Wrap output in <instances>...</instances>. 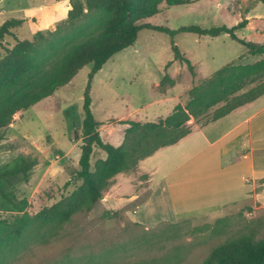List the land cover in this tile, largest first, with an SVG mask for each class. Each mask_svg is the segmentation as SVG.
I'll return each mask as SVG.
<instances>
[{"label":"rangeland","instance_id":"obj_1","mask_svg":"<svg viewBox=\"0 0 264 264\" xmlns=\"http://www.w3.org/2000/svg\"><path fill=\"white\" fill-rule=\"evenodd\" d=\"M53 1L0 0V25L8 18H25L33 7L34 14H29L33 20L14 30V35L23 40L30 39L35 30L53 32L66 20L67 16H62L66 10H57L58 22L51 29H37L39 25H35L42 21L35 15L39 6H50ZM247 16L252 18L249 28L237 31V36L244 39L251 35L252 42L262 43L264 19H258L264 17V7L255 0L162 5L158 14L141 22L171 30L189 25L231 27ZM255 26L261 29V36L256 37ZM172 40L193 64L194 76L178 62L165 70V65L173 61L171 37L145 29L139 31L133 45L114 54L95 74L89 89L90 110L100 123L97 129L104 142L114 146L123 142L127 125L119 121L146 123L164 119L177 104L187 102L192 86L235 62L244 52L226 34L211 38L177 33ZM5 42L12 45L13 38L7 37ZM254 60L249 56L242 62ZM90 71L91 65L84 66L68 84L15 117L0 132L4 137L0 141V173L22 159H36L27 182L21 177L4 182L8 193L27 199L25 211L30 215L68 195L80 183L72 177L78 169L83 144L82 105ZM165 72L174 84L162 90L154 84L159 85ZM259 101L264 103V94ZM221 105L186 126L208 122ZM104 157L103 152L93 148L91 164ZM146 179L137 173V168L116 176L90 211L34 231L17 249L0 258V264H201L221 244L241 236L264 238V211L255 213L251 207L206 209L179 217H168L164 209H155L141 219V206L147 198ZM133 196L135 199L130 201ZM22 213L0 199V219L12 220Z\"/></svg>","mask_w":264,"mask_h":264},{"label":"trees","instance_id":"obj_2","mask_svg":"<svg viewBox=\"0 0 264 264\" xmlns=\"http://www.w3.org/2000/svg\"><path fill=\"white\" fill-rule=\"evenodd\" d=\"M59 1V0H57ZM200 0H69L66 20L53 32L38 31L30 39L20 40L14 30L25 20L8 18L0 25V132L31 106L53 95L68 84L86 65H91L83 96L82 135L78 169L72 179L80 183L66 196L34 215L25 211L26 198L17 199L4 188L9 178L21 177L28 181L36 159L20 160L11 169L0 173V199L23 213L12 220L0 219V258L18 246L39 229L71 219L76 213L88 212L111 186L113 179L123 173L135 171L139 162L157 150L176 144L189 132L186 124L222 104L209 121H215L232 110L250 103L264 94V44L239 38L237 31L244 29L247 19L227 27L220 25L202 28L197 25L171 30L141 21L167 7L188 5ZM264 7V0H255ZM162 32L171 37L173 61L185 66L195 75L193 64L177 48L173 37L177 33H190L211 38L226 34L240 44L244 52L235 62L215 71L188 91V100L177 104L172 112L157 122L119 121L126 124L123 142L114 146L104 142L90 110V83L95 74L116 53L133 45L141 30ZM12 37L13 44L5 42ZM253 62H242L245 57ZM165 72L159 82L160 89L173 86ZM89 137V143L85 139ZM4 139L0 134V141ZM93 148L104 153V158L91 164ZM201 264H264V238L255 240L241 236L215 247Z\"/></svg>","mask_w":264,"mask_h":264},{"label":"crops","instance_id":"obj_3","mask_svg":"<svg viewBox=\"0 0 264 264\" xmlns=\"http://www.w3.org/2000/svg\"><path fill=\"white\" fill-rule=\"evenodd\" d=\"M39 7L35 15L42 21L35 24L39 25L37 29H51L58 22L57 10L68 12L69 0H54L50 6ZM32 9L21 18L24 23L33 20L29 16L34 14ZM251 20L247 16L244 29L249 28ZM256 28V37L261 36V29ZM244 39L251 41L252 36ZM259 102L257 98L215 121L193 124L176 144L140 161L137 173L147 176V198L141 206V219L155 209H164L168 217L222 207L264 211V103ZM156 157L150 163L146 161ZM137 213L138 210L134 214Z\"/></svg>","mask_w":264,"mask_h":264},{"label":"water","instance_id":"obj_4","mask_svg":"<svg viewBox=\"0 0 264 264\" xmlns=\"http://www.w3.org/2000/svg\"><path fill=\"white\" fill-rule=\"evenodd\" d=\"M85 143H86V144L89 143V137H87V138L85 139Z\"/></svg>","mask_w":264,"mask_h":264}]
</instances>
